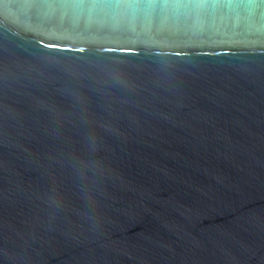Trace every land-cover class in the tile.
<instances>
[{"label": "water", "instance_id": "95a60500", "mask_svg": "<svg viewBox=\"0 0 264 264\" xmlns=\"http://www.w3.org/2000/svg\"><path fill=\"white\" fill-rule=\"evenodd\" d=\"M0 264H264V0H0Z\"/></svg>", "mask_w": 264, "mask_h": 264}]
</instances>
